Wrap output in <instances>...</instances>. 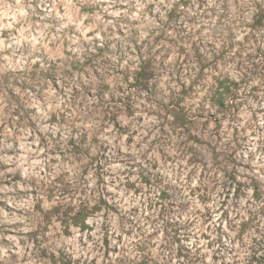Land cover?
<instances>
[{"label": "clouds", "instance_id": "obj_1", "mask_svg": "<svg viewBox=\"0 0 264 264\" xmlns=\"http://www.w3.org/2000/svg\"><path fill=\"white\" fill-rule=\"evenodd\" d=\"M0 264H264V0H0Z\"/></svg>", "mask_w": 264, "mask_h": 264}]
</instances>
